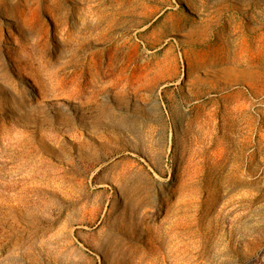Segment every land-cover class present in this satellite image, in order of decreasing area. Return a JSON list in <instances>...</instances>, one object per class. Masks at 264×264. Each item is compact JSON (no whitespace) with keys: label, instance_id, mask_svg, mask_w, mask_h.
<instances>
[{"label":"rangeland","instance_id":"obj_1","mask_svg":"<svg viewBox=\"0 0 264 264\" xmlns=\"http://www.w3.org/2000/svg\"><path fill=\"white\" fill-rule=\"evenodd\" d=\"M0 264H264V0H0Z\"/></svg>","mask_w":264,"mask_h":264}]
</instances>
